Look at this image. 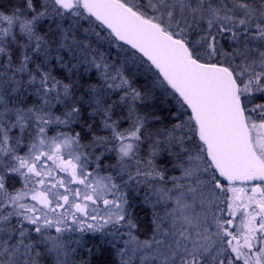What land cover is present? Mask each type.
Segmentation results:
<instances>
[{
  "label": "snow or ice",
  "instance_id": "obj_1",
  "mask_svg": "<svg viewBox=\"0 0 264 264\" xmlns=\"http://www.w3.org/2000/svg\"><path fill=\"white\" fill-rule=\"evenodd\" d=\"M0 264H264V0H0Z\"/></svg>",
  "mask_w": 264,
  "mask_h": 264
},
{
  "label": "rangeland",
  "instance_id": "obj_2",
  "mask_svg": "<svg viewBox=\"0 0 264 264\" xmlns=\"http://www.w3.org/2000/svg\"><path fill=\"white\" fill-rule=\"evenodd\" d=\"M114 54H115V53H113V55H114ZM140 82L143 83V80H141ZM130 199H133L134 203H136V210L138 209V210L145 211V212L147 213V216L150 215V209L145 208V207H143V206L140 204V198L137 197V196H135V193H132V194L130 195Z\"/></svg>",
  "mask_w": 264,
  "mask_h": 264
},
{
  "label": "trees",
  "instance_id": "obj_3",
  "mask_svg": "<svg viewBox=\"0 0 264 264\" xmlns=\"http://www.w3.org/2000/svg\"><path fill=\"white\" fill-rule=\"evenodd\" d=\"M4 3H5V5L7 4V0H4ZM135 205H136V203H135ZM137 212H138V214L142 217V219H147V213L145 212V211H142V210H136Z\"/></svg>",
  "mask_w": 264,
  "mask_h": 264
}]
</instances>
